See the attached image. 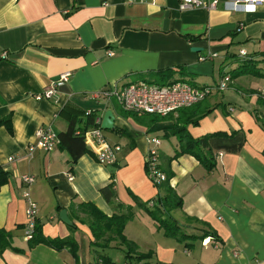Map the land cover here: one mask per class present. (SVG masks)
Returning <instances> with one entry per match:
<instances>
[{
  "label": "crops",
  "instance_id": "1",
  "mask_svg": "<svg viewBox=\"0 0 264 264\" xmlns=\"http://www.w3.org/2000/svg\"><path fill=\"white\" fill-rule=\"evenodd\" d=\"M229 1L220 0L212 10H180V0H0V169L8 173L0 188V228L12 232L15 247L25 249L4 250L0 264L97 262L102 250L93 245L89 215L77 208L83 202L109 216L133 212L124 233L137 252L151 256L127 258V247L113 242L102 252L116 264H264V100L257 95L263 77L232 78L226 90L196 105L211 111L187 125L192 137L246 133L243 148L218 151L212 169L190 153L176 156L180 138L169 129L181 120L179 111L125 114L116 100L93 97L104 87L161 79L163 70H173L170 80L214 85L239 66L242 50L264 68V3L243 11L227 9ZM210 53L211 59H201ZM65 72L72 73L70 80L54 97L36 99ZM91 110L102 119L107 110L115 115L114 127L103 130L111 144L122 146L116 164L99 162L86 140L87 151L76 162L60 144L29 154L40 127L59 135L73 123L76 131H85L92 126H87ZM152 138L161 139L160 165L170 174L159 186L147 174ZM24 174L35 177L30 191L44 234L73 235L78 259L69 248L29 247ZM110 183L116 196L108 201L101 189ZM167 187L181 201L169 216L189 235L184 239L167 234L139 204L161 206ZM63 209L73 231L60 217Z\"/></svg>",
  "mask_w": 264,
  "mask_h": 264
},
{
  "label": "trees",
  "instance_id": "2",
  "mask_svg": "<svg viewBox=\"0 0 264 264\" xmlns=\"http://www.w3.org/2000/svg\"><path fill=\"white\" fill-rule=\"evenodd\" d=\"M240 58L243 59H240L239 66L229 72L231 79L238 78L246 74L264 78V68L260 66L261 61L254 59L253 57H248V54L244 57L240 56ZM160 73L162 74V78L160 79V81L162 83H165L169 78H171L174 72L173 70H163ZM259 98L264 100V98L261 96H259ZM196 105L180 109L179 113L181 114V120L178 121L174 125V127L169 130L178 135V137L180 138L181 150L177 152L176 156L183 153H190L196 156L208 168L212 169L216 165V153L218 151L223 150L230 153H237L243 148L246 142V133L242 130H234L230 133L227 131H216L214 133L206 134L200 138L192 137L187 130V125L190 123L198 124L199 120L211 111L210 107L197 110ZM124 113L133 114L135 112L124 110ZM94 116V114L89 115L87 126L93 125ZM1 122L5 123L6 126L11 129L9 120H4ZM59 138L61 140L60 146L69 150L73 162H76L78 158L87 151L85 138L76 134V128L73 123L67 131L59 134ZM169 177L170 174H168V178ZM7 181L8 173L0 169V188ZM101 191L108 201L116 196V191L113 183L107 184L106 186L102 187ZM167 193L168 194L166 196H163L161 199V206H155L154 208L147 207L145 203L139 202L136 197L135 199L137 200V202H139L140 205L147 208L149 213L154 217V219L159 222L160 227L164 228L167 234L174 235L180 239L189 237V235L181 231L178 223L169 216L170 210L175 207H179L181 205V201L180 199H178L176 193L171 188L167 187ZM174 200H177L176 205H173L172 203ZM77 208L81 212L89 215V225L95 238V240L93 241V245L99 247L100 250L103 251L106 248L111 247L112 243L115 242V245H122L127 247V258H132V254H135V259L137 261H142L151 256V253L137 252L135 243L129 240L124 233L127 222L133 216L132 211L125 214H113L109 216L101 211L93 203L85 202L80 203ZM71 229L73 231L75 229V226L71 225ZM28 242L29 247H34L38 244H47L57 250L69 248L74 257L78 259L79 246L77 240L73 235L53 238L46 236L43 232L42 224L38 220L36 222L33 235L31 238H29ZM8 248H12L18 252L25 251V249L15 247L13 245V234L11 231L0 228V254ZM102 251H99L98 253L99 260L92 264H116L107 254L103 253Z\"/></svg>",
  "mask_w": 264,
  "mask_h": 264
},
{
  "label": "built area",
  "instance_id": "3",
  "mask_svg": "<svg viewBox=\"0 0 264 264\" xmlns=\"http://www.w3.org/2000/svg\"><path fill=\"white\" fill-rule=\"evenodd\" d=\"M220 0H180V10H189L194 8H205L212 10L217 8ZM264 0H233L229 1L226 8L229 10L256 11ZM114 55L113 50L108 51ZM215 54H207L201 57L202 60L211 59ZM247 53L242 50L240 56L244 57ZM5 58L7 54L4 52ZM71 72H65L58 79L51 81L50 85L41 93L36 95V99H51L56 94L58 88L70 80ZM230 75H225L214 85L197 86L189 80L176 78L166 83H155L147 80H136L128 83L122 88L117 86H108L100 89L93 94L98 100L111 101L116 100L123 110L135 113H148L160 116H168L183 108L192 107L216 91H224L231 82ZM257 95L264 98V89L258 90ZM231 110H233L231 108ZM93 114L88 111L87 115ZM102 116L95 115L93 125L85 131L78 130L76 134L85 138L91 145L97 160L103 164L113 165L118 162L119 152L122 149L120 144H111L102 128ZM61 140L59 135L50 128L40 127L35 133V140L29 145V154L40 149L45 152L51 151L59 145ZM152 145L148 148L146 154V167L149 179L157 186L162 185L169 180L168 174L160 165V146L161 139L152 138ZM14 157H10L12 160ZM27 187L23 193L26 200V237H32L38 218L39 207L32 197L30 186L34 183L35 177L30 174H24L21 177ZM73 179V175H70ZM207 241V240H206Z\"/></svg>",
  "mask_w": 264,
  "mask_h": 264
},
{
  "label": "water",
  "instance_id": "4",
  "mask_svg": "<svg viewBox=\"0 0 264 264\" xmlns=\"http://www.w3.org/2000/svg\"><path fill=\"white\" fill-rule=\"evenodd\" d=\"M196 50H200V49H196ZM114 123H115V115L113 111L107 110L102 120V128L112 129L114 127ZM60 217L65 223L72 225V221L70 220L66 209L60 211Z\"/></svg>",
  "mask_w": 264,
  "mask_h": 264
},
{
  "label": "rangeland",
  "instance_id": "5",
  "mask_svg": "<svg viewBox=\"0 0 264 264\" xmlns=\"http://www.w3.org/2000/svg\"><path fill=\"white\" fill-rule=\"evenodd\" d=\"M150 79L152 80V81H150V82H155V83H161V84H163L161 81H160V79L158 78L157 80H155L156 78H153V77H150ZM174 79V78H173ZM168 81H171V80H169L168 79ZM167 81V82H168ZM166 83V82H165Z\"/></svg>",
  "mask_w": 264,
  "mask_h": 264
}]
</instances>
